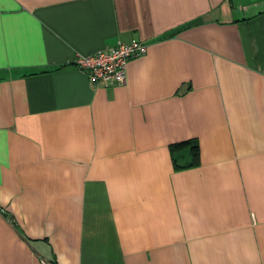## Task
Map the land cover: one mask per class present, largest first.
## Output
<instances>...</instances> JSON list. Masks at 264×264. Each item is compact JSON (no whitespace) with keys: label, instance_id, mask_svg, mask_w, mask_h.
I'll use <instances>...</instances> for the list:
<instances>
[{"label":"crops","instance_id":"0c3cea01","mask_svg":"<svg viewBox=\"0 0 264 264\" xmlns=\"http://www.w3.org/2000/svg\"><path fill=\"white\" fill-rule=\"evenodd\" d=\"M40 259L264 264V0H0V264Z\"/></svg>","mask_w":264,"mask_h":264},{"label":"built area","instance_id":"2783aa9c","mask_svg":"<svg viewBox=\"0 0 264 264\" xmlns=\"http://www.w3.org/2000/svg\"><path fill=\"white\" fill-rule=\"evenodd\" d=\"M144 53L145 45L141 42H117L91 55H75L73 66L84 74L90 85L119 86L124 83L127 62ZM39 263L53 264L43 259Z\"/></svg>","mask_w":264,"mask_h":264},{"label":"trees","instance_id":"16d2710c","mask_svg":"<svg viewBox=\"0 0 264 264\" xmlns=\"http://www.w3.org/2000/svg\"><path fill=\"white\" fill-rule=\"evenodd\" d=\"M167 150L174 171L192 168L199 164V149L195 139L171 143ZM184 157L187 159L185 160Z\"/></svg>","mask_w":264,"mask_h":264}]
</instances>
